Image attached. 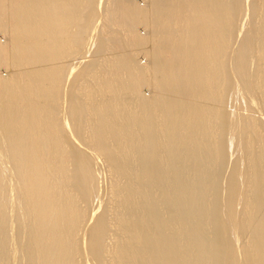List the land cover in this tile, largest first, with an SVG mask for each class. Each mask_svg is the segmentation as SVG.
Instances as JSON below:
<instances>
[{
	"label": "bare ground",
	"instance_id": "obj_1",
	"mask_svg": "<svg viewBox=\"0 0 264 264\" xmlns=\"http://www.w3.org/2000/svg\"><path fill=\"white\" fill-rule=\"evenodd\" d=\"M0 36V264H264V0H0Z\"/></svg>",
	"mask_w": 264,
	"mask_h": 264
},
{
	"label": "rangeland",
	"instance_id": "obj_2",
	"mask_svg": "<svg viewBox=\"0 0 264 264\" xmlns=\"http://www.w3.org/2000/svg\"><path fill=\"white\" fill-rule=\"evenodd\" d=\"M137 3L141 6L142 4H143V0H137ZM245 3L248 5V2L247 1H245ZM100 9V8H99ZM138 29H139V31H140V33L141 34H144V30L141 28V27H138ZM5 39L3 38V36H0V41H4ZM90 41V40H89ZM88 48H90V47H88ZM138 60L142 63V64H146V61H145V59H144V57H142V56H140L139 58H138ZM0 73L3 75V76H7L8 75V73H7V71L6 70H4V69H1L0 70ZM70 77H71V75H69L66 79H65V87H66V85L68 84V82L70 81ZM69 78V79H68ZM68 79V80H67ZM64 90H65V88H64ZM63 90V92L65 93V91ZM142 93H144L147 97H149L150 96V93H149V91L146 89V88H144L143 90H142ZM240 99V98H239ZM237 100L238 101V103L237 102H235V106L233 105V110L235 111V112H237V110H238V107L240 108V107H242L243 105H244V107H246L244 110L246 111V110H248L247 108H250L249 106L247 107V106H245L246 105V103H245V101L243 100V99H240V100H242V101H244L243 103L240 101V100ZM241 103H240V102ZM240 106H239V105ZM242 105V106H241ZM237 106V107H236ZM253 108V109H252ZM252 109V110H251ZM251 109H249L248 111H252V112H254L253 113V115H258L259 117H260V120H263V116H262V118H261V116L259 115V114H257L256 113V109H255V107H251ZM255 109V110H254ZM244 110H242L241 108L238 110V112L239 113H243L244 112ZM254 110V111H253ZM258 110V109H257ZM242 111V112H241ZM250 111V112H251ZM247 112V111H246ZM246 112H244V114L246 113ZM249 112V113H250ZM247 114H248V112H247ZM262 122V121H261ZM263 122H264V120H263ZM264 124V123H263ZM230 154H232V152L230 153ZM231 160L233 159V155H231Z\"/></svg>",
	"mask_w": 264,
	"mask_h": 264
}]
</instances>
